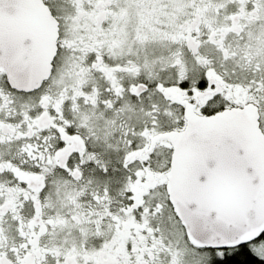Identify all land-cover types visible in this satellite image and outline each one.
Returning a JSON list of instances; mask_svg holds the SVG:
<instances>
[{"label":"snow or ice","instance_id":"6c2138e0","mask_svg":"<svg viewBox=\"0 0 264 264\" xmlns=\"http://www.w3.org/2000/svg\"><path fill=\"white\" fill-rule=\"evenodd\" d=\"M0 264H264V0H0Z\"/></svg>","mask_w":264,"mask_h":264}]
</instances>
